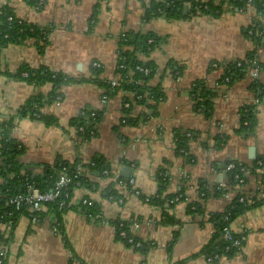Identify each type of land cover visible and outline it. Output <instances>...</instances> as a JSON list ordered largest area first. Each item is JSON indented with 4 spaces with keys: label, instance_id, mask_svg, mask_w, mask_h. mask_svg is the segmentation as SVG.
Masks as SVG:
<instances>
[{
    "label": "crops",
    "instance_id": "obj_1",
    "mask_svg": "<svg viewBox=\"0 0 264 264\" xmlns=\"http://www.w3.org/2000/svg\"><path fill=\"white\" fill-rule=\"evenodd\" d=\"M145 3L45 0L42 8H36L26 0H0V7H11L20 19L52 28L44 51L33 39L10 43L1 51L0 118L14 119L12 137L25 148L20 161L41 173L59 158L70 163L100 158L111 173L103 176L98 170L89 171L88 183L75 187L61 214L63 232L53 226L54 213L36 221L21 215L8 245L0 243V249L6 250L5 264H70L73 259L85 264H264V203L231 223L236 233L247 234L240 251L210 262L201 251L216 229L211 214L222 212L235 193H212L204 200L200 195L202 183L211 189L226 185L227 162L251 165L258 158L264 162V97L258 99L251 88L254 79L264 85V17L253 6L238 10L224 3L217 16L184 13L182 17L147 18ZM248 29H255L260 40L251 38ZM129 32H153L163 39L144 57L156 68L147 84L163 94L149 104L131 106L134 93L124 88L104 102L106 89L92 80L94 62L101 64L104 80L117 78L121 49H125L120 41ZM251 52L259 64L256 77L248 72L230 86L217 84L220 64L244 59ZM23 65L47 67L76 80L62 87L58 102L42 108L57 124L18 117L21 106L38 95L48 97L53 87L50 82L36 86L6 74L16 73ZM196 80L211 88L220 86L210 117L194 108L190 91ZM249 103L256 105V124L250 133L242 134L240 109ZM86 110L100 111L102 118L95 136L82 140L73 122ZM178 131L191 137L187 151H177ZM160 169L168 177L167 193L185 196L172 206L153 205L115 185L118 177L133 180L143 195L152 196L158 190ZM256 186L255 178H250L247 189L254 191ZM111 187L120 196L107 195ZM86 199L94 202L105 222L85 215ZM193 202L201 204V211L190 213ZM164 211L174 223L161 222ZM114 220L130 222L131 233L143 246L118 239L116 226L110 223ZM2 231L5 237L10 235L9 228Z\"/></svg>",
    "mask_w": 264,
    "mask_h": 264
},
{
    "label": "trees",
    "instance_id": "obj_2",
    "mask_svg": "<svg viewBox=\"0 0 264 264\" xmlns=\"http://www.w3.org/2000/svg\"><path fill=\"white\" fill-rule=\"evenodd\" d=\"M30 5L36 8H42L45 4V0H26ZM145 3V0H140ZM224 3L230 4L233 9H245L248 6L256 8L257 12L264 17V0H150L146 4V17L165 15L166 17H182L184 15L185 7L187 16H196L198 14H211L214 16L219 15L224 10ZM51 26L39 25L30 23L23 19H20L15 11L9 6L0 7V73L1 69V51L10 43L23 44L29 39H33L38 48L44 51L46 44L49 42ZM249 32V33H248ZM255 41L260 40L259 34L254 30L250 33L248 29L246 32ZM162 38L153 32L149 33H126L120 41L121 49L120 59L117 65L118 76L116 78L117 85L114 87V94L119 88H124L133 92V103L148 104L150 101H157L162 92L158 87L152 88L147 83L149 79L154 75L156 68L153 61L150 59L145 60L144 57H149L150 54L159 46L162 42ZM259 66L256 53H249L246 58L238 59L232 62L226 63L224 66H219L222 70V75L218 80L220 86H230L235 81L243 78L249 72L250 68ZM123 66V67H121ZM138 66L147 67L150 69L148 74L137 69ZM102 68H94L93 78L95 82L102 85L106 91L110 86V81H106L101 77ZM7 75L15 78L26 80L36 86H40L44 83L50 82L52 84V91L48 97L38 95L26 104L20 107L18 112L19 118H31L43 121L46 125H55L57 120L52 115H46L42 112V108L46 104L57 102L62 96V87L76 80L62 72L53 71L47 67L33 68L27 65H23L16 73L7 72ZM228 78V80H226ZM217 86V87H220ZM217 87H209L203 80H196L191 88V95L194 100V108L201 110L208 117L211 116L213 111V98L218 94ZM252 90L255 92L258 99L264 97V85L259 80L254 79L251 84ZM130 107L124 109V114L130 113ZM93 112L95 115H92ZM129 116V114H128ZM240 129L242 134L250 133L256 124V105L255 103H249L241 107L240 109ZM102 114L97 110H86L85 113L75 119L73 125L76 127L78 135L85 140L87 137L91 138L89 134V128L95 127L101 121ZM84 125L85 131H79V127ZM14 128V119H1L0 118V243L2 245H8L12 238V232L21 215H29V212L25 207L16 209V207L10 203V199L16 194L29 193L31 187L37 188L44 192L53 187L57 179L62 173L73 175L75 168L81 165L84 168V174L75 178L69 189L64 191L60 199L56 202L49 204L48 213H54L56 217L53 221V226L56 229L63 232V224L61 220V214L65 211L73 195L75 187L86 185L87 173L89 171L98 170L103 176H111L109 166L105 164L102 159H94L89 163L74 162L70 163L61 158L53 165H45L43 172H34V166H26L20 161L21 155L25 152L24 146L12 137V129ZM188 132H176L177 151H187L190 136ZM256 159L253 164L247 165L237 161H229L226 164L234 163L233 169H227L228 182L225 186L218 184L214 188H209L207 185L201 184L200 195L204 199H207L212 193L215 195H223L228 192H234L235 197L227 205L222 212H216L211 214V220L215 224V232L210 241L203 247L202 253L206 257H212L213 262L218 261L222 256H232L241 247L234 246L233 242L226 240L224 235V228L231 225V223L239 216L246 213L251 208L260 206L264 203V198H258L250 194V189H247L250 178L253 177L254 168L256 166ZM36 166V165H35ZM108 170V173H104ZM239 175L240 178H244V184L239 183V179L236 178ZM156 178L158 181V190L156 194L150 197L149 203L160 206L162 208L167 204L168 199L178 197V200L185 198L183 194L173 195L167 193L168 177L165 175V170L160 169ZM119 180L127 181L121 177L116 178L115 185H118ZM131 190V186L127 187ZM111 190L107 192V195L118 197L120 193L116 188L111 187ZM252 191V190H251ZM241 197L246 199L240 200ZM176 203V202H175ZM174 203V204H175ZM172 204V205H174ZM170 205V206H172ZM83 212L87 217L100 213L98 207L92 203V205L84 204ZM190 213L195 211H201L200 203H191L189 206ZM44 216V215H43ZM12 220L13 223L10 226V235L5 237L4 231H2V225L7 220ZM161 222L163 224H172L175 222L172 215L166 211L162 213ZM110 223L116 226L117 238L130 244L129 237H133L135 242L139 241L132 233L130 229V222H124L120 225L119 220L110 221ZM125 230L129 237H123L120 235V231ZM234 236L239 238L240 233H235ZM65 238L66 245L69 246L67 238ZM245 241L242 242V246ZM143 246V245H142ZM141 246V247H142ZM77 264H85L81 260H78ZM6 260H4V264ZM70 264H72L70 262Z\"/></svg>",
    "mask_w": 264,
    "mask_h": 264
},
{
    "label": "built area",
    "instance_id": "obj_3",
    "mask_svg": "<svg viewBox=\"0 0 264 264\" xmlns=\"http://www.w3.org/2000/svg\"><path fill=\"white\" fill-rule=\"evenodd\" d=\"M251 32H252V30H250V33ZM215 66H217V64H215ZM93 67L99 69V68H101V64L99 62H94ZM121 67H123V66H121ZM137 69L144 72L145 74H148L150 72V69L147 67L138 66ZM249 72L252 76L256 77L259 73V69L257 66H255V67L250 68ZM226 80H228V78ZM116 85H117L116 79L111 80L109 88L107 89V91L105 90V92L102 96V100L104 102L110 97V94L113 92V89ZM257 102H258V100H257ZM92 115H95V113L93 112ZM78 130L81 132H84L85 126L84 125L80 126ZM89 134H90L91 138L93 136H95V134H96L95 125L91 126L89 128ZM89 139L90 138L87 137L85 140H89ZM234 167H235V164L230 163V164H228L227 169H233ZM104 173H108V170H105ZM83 174H84V168L81 165H78V166H76L75 172L72 176L68 175L67 173H62L59 176V178L57 179V181L55 182V184L53 185V187L50 188L49 190L42 192L37 188L31 187L29 193H25V194L20 193V194H16L15 196H13L10 199V203L13 204L16 207V209H21V208L25 207V209L29 212V216H30L31 220L36 221V220H38V218L40 216L47 214L49 211V204L52 202L58 201L60 199L61 195L63 194V192L69 189V187L73 183L74 179L79 177L80 175H83ZM236 178L239 179L240 184H244V182H245L244 178H240L239 175H236ZM253 178H255L257 186L254 189V191H250V194H252V196H257L258 198H264V162L261 159L257 160V162H256V166L254 168ZM118 185L121 187H126V188L128 186H131V193H133L136 196H139L145 202H149L151 196H145L142 194V192L139 189L135 188L133 180H129V181L119 180ZM244 199H246V198L241 197L240 200H244ZM177 200H178V197L168 199L167 204L172 205ZM92 203L93 202L89 199L83 200V204H85V205L86 204L92 205ZM88 218L94 219V220H99L101 222H105V219L103 218V216L100 213H96L94 215L90 214ZM120 222H121L120 225H123L124 221H120ZM12 223H13V221L9 219V220L5 221V223L2 225V227L3 228L4 227L10 228ZM132 225L137 226L138 224L136 222H133ZM235 233L236 232L232 229V226L229 225V226L224 228L223 237L226 240L233 242L234 246H239V248H240V247H242V245H241L242 242L246 240L247 234L246 233H240L241 236L239 238H236L234 236ZM120 235L123 237H129V234L125 230L120 231ZM128 241L137 247L142 246V242L141 241L135 242L133 237H129ZM5 257H6V250L4 249V247H2L0 249V264H4ZM207 260L210 262H213L212 257H208ZM77 263H78V261L76 259L72 260V264H77Z\"/></svg>",
    "mask_w": 264,
    "mask_h": 264
},
{
    "label": "water",
    "instance_id": "obj_4",
    "mask_svg": "<svg viewBox=\"0 0 264 264\" xmlns=\"http://www.w3.org/2000/svg\"><path fill=\"white\" fill-rule=\"evenodd\" d=\"M186 9H187V7H185L184 13H186V11H187Z\"/></svg>",
    "mask_w": 264,
    "mask_h": 264
}]
</instances>
